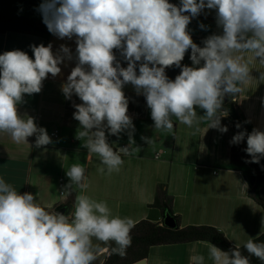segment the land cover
I'll return each mask as SVG.
<instances>
[{
    "label": "clouds",
    "instance_id": "obj_1",
    "mask_svg": "<svg viewBox=\"0 0 264 264\" xmlns=\"http://www.w3.org/2000/svg\"><path fill=\"white\" fill-rule=\"evenodd\" d=\"M205 8L216 10L223 32L209 36L200 47L187 26ZM39 10L49 32L61 39L76 37L78 63L61 87L66 99L75 94L82 101L74 105V119L80 124L77 139L84 141L90 156H98L101 173L118 172L122 156L141 151L127 114L126 84L145 96L154 129L174 136V119L196 126V132L206 123L204 133H226L227 126L221 125V118L229 115L223 108L225 96L235 98L253 81L264 82V71L259 81L251 75L256 64L264 67V0H181L179 7L168 0H44ZM31 47L34 59L21 50L0 54V134L17 145H29L28 138L35 136V147L41 148L51 138L33 117L21 115L18 106L25 94L42 90L49 73L60 74L58 65L72 55L65 45L60 46L63 55L54 54L51 44ZM114 49L121 51L126 68ZM189 49L193 66H181ZM173 65L181 67L174 81L165 72ZM197 108L204 115L199 116ZM106 130L117 137L127 131L128 144L114 150ZM245 137L251 157L247 162L259 163L264 158V131H240L230 143L239 144ZM141 139L153 143L152 138ZM66 175L69 183L62 194L70 195L74 186L82 192L89 187L83 165L72 164ZM134 226L133 219L113 215L105 201L85 194L75 197L70 215L48 211L33 194H21L0 178V264H93L102 252L125 258ZM94 239L100 243L94 244ZM243 249L248 255L240 245L224 251L210 244L208 256L213 264H251V256L264 264V242L249 238ZM192 253L189 264H205L204 255L196 249Z\"/></svg>",
    "mask_w": 264,
    "mask_h": 264
},
{
    "label": "crops",
    "instance_id": "obj_2",
    "mask_svg": "<svg viewBox=\"0 0 264 264\" xmlns=\"http://www.w3.org/2000/svg\"><path fill=\"white\" fill-rule=\"evenodd\" d=\"M181 5V0H168ZM44 0H0V15L19 17L43 22L40 5ZM190 15V14H185ZM201 25H204L202 28ZM187 29L194 43L211 35H220L223 29L217 24L215 9L205 8L191 19ZM52 45L54 54L60 46L70 49L72 59L67 58L58 65L61 73L53 77L50 73L43 81L42 90L25 94L18 106L21 115L34 118L38 127L46 129L51 143L35 147V136L27 144H15L7 134H0V178L12 184L18 192L31 193L48 211H55L62 204L71 203L74 210L75 197L85 194L96 201H105L113 215L133 219L135 225L148 220L164 226L166 214L155 204L157 188L164 185L172 198V210L180 218L181 227L211 226L221 231L233 246L243 244L264 235V210L249 196V185L243 169L231 162L230 141L236 133L231 117L221 118V125L228 131L208 129L201 123L189 128L174 119V136L166 131L155 130L151 110L147 106L142 116L128 111L135 131L133 138L141 151L132 156H122L124 164L118 172L101 173L96 155H89L77 139L79 121L74 119V105L82 101L75 94L66 99L62 84L77 65L76 37L61 39L50 35L49 39L30 33L7 31L0 33V54L21 50L34 59L32 45ZM190 50V49H189ZM264 67L256 64L251 75L259 81ZM240 113L248 129L264 131V82L253 81L238 98ZM199 116L204 110L197 108ZM195 133V134H193ZM54 134H56L54 136ZM109 144L114 150L129 142L127 131L119 137L108 134ZM153 139L148 145L141 137ZM72 164H81L86 170L89 187L83 192L74 186L71 194L63 193L69 183L66 170ZM246 185V186H245ZM93 243H100L93 240ZM208 241L183 244L160 245L150 248L146 264H189L192 249L204 255L205 264H213L208 256ZM107 252L98 255L96 264H103Z\"/></svg>",
    "mask_w": 264,
    "mask_h": 264
},
{
    "label": "trees",
    "instance_id": "obj_3",
    "mask_svg": "<svg viewBox=\"0 0 264 264\" xmlns=\"http://www.w3.org/2000/svg\"><path fill=\"white\" fill-rule=\"evenodd\" d=\"M7 31H16L22 33H30L39 35L49 39L52 34L49 32L45 23L24 19L19 17H8L0 15V33ZM205 39L198 40V46L203 47ZM114 55L122 67H127V61L124 60L119 49L113 50ZM191 49L186 51L184 59L181 61V66L192 67ZM139 63L137 62V74H139ZM203 61H201V66ZM166 75L170 80H175V77L180 74L181 67L171 66L165 69ZM125 96L128 98V111L135 112L138 116H142L146 108V98L142 94H137L134 86L126 84L123 88ZM237 95L235 98L231 95L225 96L223 108L229 112L232 120V126L235 132L246 131L251 133L248 129L247 123L244 121L239 107ZM239 123L240 128L236 125ZM242 148V149H241ZM247 137L239 144H232L231 146V162L234 166H247L251 172L243 170L245 178L249 185V196L253 198L264 210V158H261L259 163L247 162L251 157L247 154ZM241 149V150H239ZM159 208L163 214L169 213L172 215L178 224L177 229H169L160 224L153 223L148 220L139 222L131 230L132 244L127 249V256L121 258L118 255L112 254L107 257L103 264H134L148 257L151 247L160 245L183 244L195 241H208L215 244L224 251H229L235 246L227 239V237L218 229L211 226H188L181 227L180 218L175 216L172 210V198L168 196L166 187L160 185L157 188L155 204L152 206ZM256 242H264V235L255 239ZM113 246H115L113 244ZM101 247H107L101 244ZM241 251L248 255L241 247ZM251 264H261V262L254 256L250 257Z\"/></svg>",
    "mask_w": 264,
    "mask_h": 264
},
{
    "label": "water",
    "instance_id": "obj_4",
    "mask_svg": "<svg viewBox=\"0 0 264 264\" xmlns=\"http://www.w3.org/2000/svg\"><path fill=\"white\" fill-rule=\"evenodd\" d=\"M168 2L175 4L178 7L181 6L180 4L173 2V1H168ZM184 14H190V13H184ZM226 96L228 97V95H226ZM55 211L62 213L64 215H70L73 211V205L70 202L67 204H62V205L58 206ZM164 226L169 228V229L174 230V229H177L178 224H177L176 219L172 215H170L169 213H166L165 218H164ZM139 262H140V264H146L145 259L141 260ZM134 264H137V262Z\"/></svg>",
    "mask_w": 264,
    "mask_h": 264
},
{
    "label": "rangeland",
    "instance_id": "obj_5",
    "mask_svg": "<svg viewBox=\"0 0 264 264\" xmlns=\"http://www.w3.org/2000/svg\"><path fill=\"white\" fill-rule=\"evenodd\" d=\"M236 134H237V132L234 133L233 136L236 135ZM241 149H242V148H241ZM241 149H239V150H241ZM239 167H240L241 169L247 171V172H251V169H250L249 167H247V166H239ZM106 256H107V255H105V257H106ZM97 262H98V260H97ZM97 262H95V264H96Z\"/></svg>",
    "mask_w": 264,
    "mask_h": 264
},
{
    "label": "built area",
    "instance_id": "obj_6",
    "mask_svg": "<svg viewBox=\"0 0 264 264\" xmlns=\"http://www.w3.org/2000/svg\"><path fill=\"white\" fill-rule=\"evenodd\" d=\"M55 135H56V134H54V136H55ZM121 147H123V146H121ZM106 255H107V257H109V256H110L109 252H107Z\"/></svg>",
    "mask_w": 264,
    "mask_h": 264
}]
</instances>
